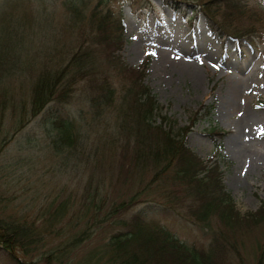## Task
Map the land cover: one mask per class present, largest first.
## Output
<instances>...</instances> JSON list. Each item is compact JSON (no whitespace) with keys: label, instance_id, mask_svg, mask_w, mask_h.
Segmentation results:
<instances>
[{"label":"rangeland","instance_id":"374dc122","mask_svg":"<svg viewBox=\"0 0 264 264\" xmlns=\"http://www.w3.org/2000/svg\"><path fill=\"white\" fill-rule=\"evenodd\" d=\"M26 1L36 8L45 5L48 10L54 9L56 21L65 17L61 0ZM78 1L84 16L73 13L65 35L57 25L52 30L54 37L46 36V40L42 35L47 34L35 26L38 32H31L25 47L35 64L16 73L17 79L6 89L8 104L0 117V219L24 225L34 239L37 237L36 249L29 257L52 253L58 254L63 264H105L107 259L99 252L105 249L102 245L112 233L126 231V224L138 209L152 200L168 204L174 201L173 213L149 212L145 221L159 220L165 229L196 248H205L208 243L209 237L197 225L184 226L178 221L180 215L187 214L192 200L185 185L173 179L175 165L154 179L156 167L165 159L150 150L152 138L143 137L141 144L130 139L128 144L126 134L117 133L119 96L116 104L106 109L110 114L105 120L92 121L83 93L77 89L66 110L84 135L75 138L76 144H58L56 149L43 128L47 108L35 118L30 117L29 87L43 69L45 56L50 57L49 61L63 56L60 62L69 63L70 72H74L77 67L73 66V50L90 42L97 19L109 12L106 21L121 33L122 45L114 49L113 57L109 54V60L101 45H92L94 51L82 67L97 74H103L109 64L116 70L119 63L126 66V71L141 68L135 75H141V83L161 105V115L168 117V122L162 123L164 128L170 120L174 121V129L188 125L194 113L200 114L184 143L210 166L211 177L219 175L232 199L233 212L238 214L237 223L229 219V241L241 258L229 248L225 264L264 263V33L255 38L253 45L242 42L237 52L234 39L213 32L201 13L193 19V28L189 26L186 19L194 12L190 0L188 5L149 0V9H141L130 0ZM247 1L258 11L264 9V0ZM95 10L96 19L92 20L89 14ZM159 49L175 63L163 62ZM183 66L187 70L197 68L199 78H190ZM113 79L119 89L117 78ZM234 86H238L235 104ZM155 117L156 124L162 122L160 115ZM19 118L29 121L16 131ZM235 120H243L240 130L231 126ZM154 134L152 131V137ZM249 157L260 159L257 167ZM134 194L137 202L133 206L111 212L115 204ZM222 223L225 221L220 224L216 218L211 224L217 231L223 228Z\"/></svg>","mask_w":264,"mask_h":264},{"label":"trees","instance_id":"16d2710c","mask_svg":"<svg viewBox=\"0 0 264 264\" xmlns=\"http://www.w3.org/2000/svg\"><path fill=\"white\" fill-rule=\"evenodd\" d=\"M61 1L65 17L56 21L55 10H48V6L36 8L26 0H0V117L8 104L5 97L6 89L10 88L17 79L15 74L23 72L26 66L35 64V59L27 55L25 48L28 47L26 44L29 43L31 32L37 31L35 26L41 29L42 33L47 34L42 35L44 36L42 38L47 40L46 36L54 37L52 30L54 27L57 29V25L63 35L67 33L70 26L69 19L74 18L73 13L84 16V10L78 5V0ZM130 1L141 9L152 7L149 0ZM173 1L189 4L187 3L189 0ZM190 1L194 2V12L192 17L186 19L189 26L193 28V19L201 13L213 32L235 40L234 47L237 52L241 51L242 42L253 45L255 38L264 33V9L258 11L252 8L247 0ZM95 14L96 10L89 14L92 20L96 19H93ZM110 16L111 14L106 12L102 15V19H97L95 32L93 31L89 36L90 42L73 50L72 54L75 55L73 66L77 67L74 72H70L69 63L60 62L63 56L60 59L52 56L55 61H49L50 57L45 56L43 69L29 87L30 117L35 118L47 108L43 118V128L48 135L50 145L56 149L58 144L59 146L76 144L75 138L84 135L75 117L66 110L77 89L83 93L87 113L92 121L105 120L110 114L106 109L116 104V97L119 96L117 133L126 134L128 144L132 140L135 144L139 140L138 143L141 144L145 141L143 137L152 138L150 150H156L155 155H163L165 159L163 163L159 162L153 178H160L172 165H175L176 174L173 179L185 185L186 193L192 200L187 206V214L180 215L178 221L184 226L197 225L202 233L209 237L205 248H196L165 229L159 220L145 221V215L149 212H174V201L168 204L152 200L136 211L130 223H125L126 231L112 233L102 245L105 249L101 248L102 252H99L107 259L105 264H225L231 250L229 248L234 249L232 242L229 241L232 234L229 219L233 218L234 223H237L238 214L233 212L232 199L223 187L219 175L211 177L213 172L210 166L196 157L184 143L185 135L199 119L200 114L194 113L188 125L174 129V121L170 120L169 126L164 128L162 123L168 122V117L161 115V105L141 83V75H135L141 72V68L138 69L139 71H126V66L119 63V69L116 70L109 64V68L103 74H97V71L91 68L88 72L82 67L94 51L90 49L92 45H101L107 53L108 60L109 54L113 57L114 49L121 47V33L106 21ZM119 22L121 28H124L121 18ZM54 33L57 37L56 31ZM63 41L65 42V39ZM85 56H87L86 60L81 61ZM134 75L135 77H131ZM113 78H117L119 89L115 87ZM205 113L207 114L208 111L206 110ZM159 115L162 122L156 124L155 116L159 117ZM79 117H83L82 113ZM19 119L20 124L16 131L29 121V119L25 120L26 118ZM152 131L155 133L153 137ZM169 195L172 198L176 196ZM136 202V194H134L129 199L115 204L111 212L126 210ZM216 218L220 224L221 220L225 221V224L222 223L223 228L217 231L211 224ZM148 230L155 233L149 235ZM36 242L37 237L34 239V235L30 234L24 225L0 219V264H63L58 254L55 256L49 253L36 259L29 257L30 252L36 249ZM235 254L239 259L241 258L239 251ZM257 264L264 263L260 261Z\"/></svg>","mask_w":264,"mask_h":264},{"label":"bare ground","instance_id":"6f19581e","mask_svg":"<svg viewBox=\"0 0 264 264\" xmlns=\"http://www.w3.org/2000/svg\"><path fill=\"white\" fill-rule=\"evenodd\" d=\"M191 41H192V38H191ZM193 44V43H192ZM163 52V50L162 49H159V51H158V56L161 58V60L163 61V62H165L166 64H172V63H175V61L172 59V58H170L169 56H167L166 54H164V53H162ZM212 57L213 56H209V59H212ZM177 64H181L182 65V63H178V62H176ZM191 68V69H190ZM188 70H187V68H185L184 66L182 67V70H183V72L186 74V75H188L190 78H192V79H198L199 78V70L197 69V68H195V67H190ZM234 91H235V95H234V104L236 103V100H238L237 98H238V86H234ZM233 91V92H234ZM236 96V97H235ZM235 122V124H233V125H231V126H233L234 128H235V130H240V127L242 126V123H243V120L241 121V120H235L234 121ZM251 160H252V164H254L256 167L258 166V161L260 160H257V159H254V158H251V157H249ZM250 162V161H249Z\"/></svg>","mask_w":264,"mask_h":264}]
</instances>
